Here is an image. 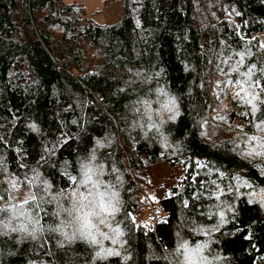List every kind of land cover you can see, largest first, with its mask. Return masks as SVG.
<instances>
[{
	"label": "trees",
	"instance_id": "16d2710c",
	"mask_svg": "<svg viewBox=\"0 0 264 264\" xmlns=\"http://www.w3.org/2000/svg\"><path fill=\"white\" fill-rule=\"evenodd\" d=\"M122 5L119 19L97 25L79 4L0 0V264H62L70 252L85 255V264H179L172 255L179 208L189 223L184 243L192 244L204 238L193 234L206 224L198 213L226 199L225 224L205 234L208 264H264V211L244 194L264 189V170L238 153L228 132L235 121L246 139L257 124L264 128V0ZM246 62L257 71L255 114L239 101ZM222 131L230 142L215 140ZM163 161L185 173L157 200L150 225L132 208L150 206L139 200L145 168ZM94 163L108 174L110 197L120 194L124 261L91 260L87 238L58 234L54 210L65 213L79 168ZM33 172L39 178L30 183ZM80 193L93 201L88 188Z\"/></svg>",
	"mask_w": 264,
	"mask_h": 264
},
{
	"label": "rangeland",
	"instance_id": "374dc122",
	"mask_svg": "<svg viewBox=\"0 0 264 264\" xmlns=\"http://www.w3.org/2000/svg\"><path fill=\"white\" fill-rule=\"evenodd\" d=\"M63 2L81 5L84 8L85 14L97 25H110L117 19H119L123 12L122 0H63ZM258 46L260 47V49H264V33L258 35ZM258 70L259 75L264 73L263 68H259ZM256 72V68H254V66L250 65L248 62H246V65L240 70V72H238V76H244L241 81L243 85V94L239 96V101L242 105H246L248 108H251L252 114L256 113L257 109L253 106V104L257 100L258 94L260 92L257 90L258 82L254 81V85L251 82V78L254 74H257ZM223 104L225 103H220V105L218 106V110H224ZM202 122L200 125L203 126L200 127L203 134L205 132H208V129ZM263 129V126L257 124L255 134L248 136L250 139H246V136L241 133V123L235 121L234 126L230 130H228V132H230L229 138L233 139V146H236V150L238 151V153L250 162L254 161V163H260L261 168L264 170ZM229 138L223 131L215 135V140L225 139L230 142ZM241 142L245 143H243V145H239ZM109 146H111V141L102 145V147ZM116 146H118L119 150H121V153H126L124 142L122 140H118L116 142ZM92 165L94 167V170H92L90 164H86L83 167L79 168V177L75 181L74 188L70 192H66V194H64L69 195L71 200V202H69L64 209L65 213L62 212L63 208L61 207H56V209L54 210V212L58 214L57 216L61 217V223L63 224L61 226V231L59 230L60 232H58V234H61L62 238L67 237V239L68 234H72V236H69L70 241H79V236L86 238L81 234V230H84L83 226L85 225V220L83 219V217L88 213H94L87 216V220L90 222L87 226V233L92 229L94 230L90 232L91 236L87 237L86 243H88V248L91 247L92 250H96V253L94 254L95 257L93 256L91 260H105L112 256H118L121 261H124L127 258V253L125 250L124 235L121 227V224L122 226L125 224L123 221L119 220V218L121 217V214L119 213L121 203L118 200L120 194L113 192V194L115 195L114 198H116L117 201H115L114 198L110 197L111 194L109 195L107 193V183H104V179L108 176V174H106V171L102 170V168L98 169L97 163H94ZM145 171L147 177V186L142 190V196L139 198V200L141 202L143 200L145 204L150 206L144 207L142 211L141 209L138 210L136 206H133L132 209L134 212L136 211V213L134 214L136 218L135 220L143 217L144 220H146V222L151 225L155 212V203L157 202V200L166 195L171 187L179 186V182L181 181L185 173V169L180 163H168L163 161L153 165H148L145 168ZM85 172H88L91 175L92 179L89 183L82 185L81 181L84 179ZM26 177V180H30V183L39 178L38 174L34 172L30 174L28 173ZM10 180L11 178L8 177L7 181L10 182ZM21 181L23 182V180ZM17 182H10V184L8 185L9 187H13L14 185H17ZM240 182L243 183V181ZM94 183L99 184L98 189L93 187ZM21 184L22 186L24 185V183ZM87 188L92 192V195L89 196L93 198V201L91 199H82V197L80 196V191ZM97 191L106 193L105 197L103 198L104 203L107 206L105 210H101V208L99 207L100 197L96 195ZM6 193L9 199V191H7ZM244 194L248 202L260 203L264 211V189L254 190L252 187H250V189H248ZM21 197L22 194L19 193L15 196H12L11 198L21 199ZM73 202H76L75 205ZM216 202L222 201L218 200ZM78 207L84 210V213H80ZM68 208H72V210H66ZM231 208V201L226 199L222 203H219V205H214V207L208 208L203 212L198 213L201 221H206V224L193 226L192 228H195V233L193 234H195V236H203L204 238L192 244H190V242L184 243L185 232L188 229L187 227L189 226V223L185 214V210L179 208L178 223L174 236L176 248L172 253L173 256L176 255L178 257H181V259H179L178 261L179 264L209 263V257L207 256L206 251L208 250V247L210 246V243H212V241L210 237H205L207 236L205 234L209 232L211 234L213 233V231L218 230L221 225H224L227 219V214L231 212ZM117 214L119 215L118 218L116 217ZM77 217H79L80 219H77ZM56 218L57 217L55 216V220ZM70 218H72L73 223L71 222ZM77 223H80L82 225L78 227ZM92 238H95L97 243H92ZM96 244H98L100 247H98ZM152 253L153 251H151L150 247L147 248L148 258H151ZM85 258V255H75L70 252L68 255H66L62 264H85ZM54 264L58 263L56 262Z\"/></svg>",
	"mask_w": 264,
	"mask_h": 264
},
{
	"label": "snow or ice",
	"instance_id": "6c2138e0",
	"mask_svg": "<svg viewBox=\"0 0 264 264\" xmlns=\"http://www.w3.org/2000/svg\"><path fill=\"white\" fill-rule=\"evenodd\" d=\"M253 139H255V138H253ZM91 179H92V178H91V175H90L88 172H85L84 179L81 181V184H82V185L87 184V183H89V182L91 181ZM93 187L98 189L99 184H98V183H94ZM89 195H92L91 190H89ZM96 195L100 197V204H99V207L101 208V210H105L107 206L105 205L103 198L105 197L106 193L97 191V192H96ZM82 199H87V197H82ZM90 203H91V202H90ZM92 214H94V213H88V214H86V215L83 217V219L85 220V225H84L83 227H87V226H88V224H89L90 222L87 220V216H88V215H92ZM77 219H80V218L77 217ZM20 230H22V231H26V228H24V227L22 226ZM81 234L84 235L86 238L91 236V233H90V232L85 233V232H83V230H81ZM91 242H92V243H97V241L95 240V238H92V239H91ZM98 255H99V253H98Z\"/></svg>",
	"mask_w": 264,
	"mask_h": 264
}]
</instances>
